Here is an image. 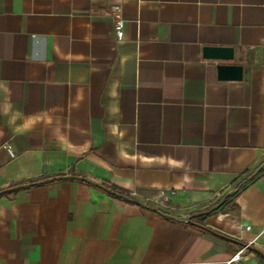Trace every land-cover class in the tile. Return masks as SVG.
<instances>
[{
	"label": "crops",
	"instance_id": "0c3cea01",
	"mask_svg": "<svg viewBox=\"0 0 264 264\" xmlns=\"http://www.w3.org/2000/svg\"><path fill=\"white\" fill-rule=\"evenodd\" d=\"M263 162L264 0H0V191H234L7 193L0 264H264Z\"/></svg>",
	"mask_w": 264,
	"mask_h": 264
},
{
	"label": "water",
	"instance_id": "95a60500",
	"mask_svg": "<svg viewBox=\"0 0 264 264\" xmlns=\"http://www.w3.org/2000/svg\"><path fill=\"white\" fill-rule=\"evenodd\" d=\"M203 53V57L206 59H211V60H219V61H232L234 58V50L231 47H204L202 50ZM243 76V70L240 66L238 65H228V66H224L221 67V69L219 70V74H218V78L220 80H241ZM78 180V181H83L85 183H88L90 185L93 186H98L99 188H101L102 190L106 191L107 193H110L111 195H114L115 197H118L128 203H131L133 205L139 206L141 208H145V209H149L151 212L165 218V219H169L172 221H176L178 223H183V224H194L191 219L192 217H181V218H177L174 216H168L165 215L164 213H162L161 211H159L158 209L155 208H149L148 206L137 202L135 200H132L128 197L122 196L120 194H116L114 192H112L111 190L103 187V186H99V185H95L93 182L82 178V177H74V176H62V177H55V178H51V179H46L43 181H39L36 183H31V184H26V185H20V186H16V187H12L9 189H5L3 191H0V196L7 194V193H11L20 189H26L29 187H32L34 185H40V184H46V183H50L53 181H59V180ZM234 194V191L230 192L229 195ZM216 207H214L213 209L210 210L213 211ZM201 214H197L194 217H198Z\"/></svg>",
	"mask_w": 264,
	"mask_h": 264
},
{
	"label": "built area",
	"instance_id": "2783aa9c",
	"mask_svg": "<svg viewBox=\"0 0 264 264\" xmlns=\"http://www.w3.org/2000/svg\"><path fill=\"white\" fill-rule=\"evenodd\" d=\"M110 10L112 14L114 37L117 42H120L124 38V27H125V20L122 16V9L119 5H113L111 6ZM5 150L7 151L10 157H14L13 151L9 146H6ZM152 202H153L154 208L160 209L159 207L163 206L164 203L166 202L165 194L159 193ZM246 229H249V227H246ZM241 253L242 251L234 255L231 259V262L238 261L240 259Z\"/></svg>",
	"mask_w": 264,
	"mask_h": 264
},
{
	"label": "trees",
	"instance_id": "16d2710c",
	"mask_svg": "<svg viewBox=\"0 0 264 264\" xmlns=\"http://www.w3.org/2000/svg\"><path fill=\"white\" fill-rule=\"evenodd\" d=\"M264 170V162L261 163L259 165V167L253 172L251 173L250 175H248L246 178L242 179L238 184H236V186L234 187V190L235 191H240L242 190L247 184H249L250 182H252L254 179H256ZM106 188H108L109 190H111L112 192L116 193V194H120L122 196H125V197H128L132 200H134L135 198L132 197L131 195L129 194H126V193H123V192H120V191H117L115 190L114 188L112 187H109L108 185H104ZM229 193H226L223 197H221L214 205H212L211 207L208 208L207 211H202V212H199V213H195V214H192L190 217H192L191 221L194 222V219H198V220H201L203 219L205 216H207L208 214H210V210L213 209L214 207L218 206L219 203L222 201V200H226L228 197ZM158 209V208H157ZM160 210V209H158ZM161 212H163L162 210H160ZM212 212V211H211ZM164 213V212H163ZM197 214H201L200 216L198 217H194L195 215Z\"/></svg>",
	"mask_w": 264,
	"mask_h": 264
}]
</instances>
